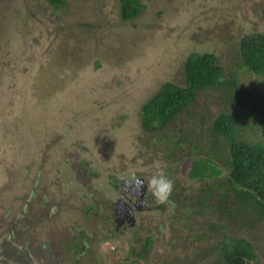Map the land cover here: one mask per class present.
I'll use <instances>...</instances> for the list:
<instances>
[{"label": "rangeland", "instance_id": "1", "mask_svg": "<svg viewBox=\"0 0 264 264\" xmlns=\"http://www.w3.org/2000/svg\"><path fill=\"white\" fill-rule=\"evenodd\" d=\"M140 1L139 14L123 20L119 0L61 6L0 0V253L10 256L21 245L35 250L33 239L25 242L32 225L26 214L46 203L61 206L59 216L46 213L30 234L52 237L62 264H126L148 235L153 247L145 264H205L223 234L249 238L264 264V221L239 228L200 209L194 196L204 182L189 179L187 158L167 155L140 124L142 104L164 82H184L192 51L214 52L225 75L264 93L257 75L239 67L233 48L243 33H264V0ZM218 95L200 91L194 108L181 114L184 126L199 125L200 115L206 119L198 142L188 144L205 148L207 137L213 141L209 122L227 109ZM161 168L174 180L171 196L186 207L156 206L147 180ZM131 171L146 186L149 209H133L134 223L113 231L119 182ZM193 205L198 210L186 214ZM88 234L87 252L76 253L73 237Z\"/></svg>", "mask_w": 264, "mask_h": 264}, {"label": "trees", "instance_id": "2", "mask_svg": "<svg viewBox=\"0 0 264 264\" xmlns=\"http://www.w3.org/2000/svg\"><path fill=\"white\" fill-rule=\"evenodd\" d=\"M48 1L55 6L65 3ZM119 4L123 20L137 16L144 7L140 0H119ZM233 48L234 56L240 60L239 67L257 75L264 88V33H243ZM222 68L214 52H190L183 64L184 82H164L142 104L140 124L165 146L167 155L176 153L187 158L189 179L204 182L194 196L199 208L217 212L218 222L234 223L240 228L264 221V93L255 94L243 88L237 76L225 75ZM207 90L219 93L217 99L227 109L213 114L207 127L213 141L207 137L204 148L194 144L205 131L204 115L194 119L199 125L184 126L181 114L191 111L198 93ZM203 113L209 117L212 114L207 110ZM190 138L194 143L188 144ZM223 160L227 166L220 165ZM169 200L186 207L180 197L170 196ZM156 206L164 208L165 203ZM192 210L196 212L197 206L185 212L190 215ZM213 228L211 223L208 229ZM152 247L153 238L148 235L138 251H131L133 259L128 256L126 264H145ZM212 248L217 250L215 258L205 264H258L253 243L247 237L223 234Z\"/></svg>", "mask_w": 264, "mask_h": 264}, {"label": "flooded vegetation", "instance_id": "3", "mask_svg": "<svg viewBox=\"0 0 264 264\" xmlns=\"http://www.w3.org/2000/svg\"><path fill=\"white\" fill-rule=\"evenodd\" d=\"M126 20V19H124ZM172 81V80H170ZM157 92V91H156ZM152 96V95H151ZM150 96V97H151ZM133 171L129 173V179L121 178L120 184L123 193L121 192L122 199L120 202L118 201L113 209V219L116 224L115 229L113 231L118 230L121 225H126L127 223L135 221V217L132 215V210L137 207H142L145 209H149L146 205L148 204V200L145 194L146 186L144 183H140L142 180L141 177L136 175ZM92 175V173H91ZM139 178V179H137ZM143 181V180H142ZM71 197H76L71 196ZM125 197V199H123ZM79 198V197H78ZM77 198V199H78ZM61 210V206L59 205H49L46 204L39 209H36L33 212V215L26 214V219H31L32 225L29 227L27 232V237L25 238V242L33 239L37 244V247H34L35 250L30 249L28 246L23 247L22 245L18 248L14 249V252L10 256H2L0 253V258L3 260L4 264H62V252L58 249V251L53 250V239L52 237H47L44 241H40V236L37 233H34L33 236L30 234V231L33 229V224L40 223L41 219L46 216L52 217L59 216V212ZM17 225H20V222H17ZM43 229V228H42ZM85 236V235H84ZM83 236L82 239L79 237H73L74 247L76 253L87 252V248L89 243H91L90 234H88V238ZM49 240L52 243L49 244ZM24 242V243H25ZM26 244V243H25ZM87 247V248H86ZM80 248V249H79Z\"/></svg>", "mask_w": 264, "mask_h": 264}, {"label": "clouds", "instance_id": "4", "mask_svg": "<svg viewBox=\"0 0 264 264\" xmlns=\"http://www.w3.org/2000/svg\"><path fill=\"white\" fill-rule=\"evenodd\" d=\"M140 183H143V181L140 180ZM173 185V178L163 168L152 174L147 180V188L157 203H170L169 198Z\"/></svg>", "mask_w": 264, "mask_h": 264}, {"label": "bare ground", "instance_id": "5", "mask_svg": "<svg viewBox=\"0 0 264 264\" xmlns=\"http://www.w3.org/2000/svg\"><path fill=\"white\" fill-rule=\"evenodd\" d=\"M239 63V62H238ZM223 69V68H222ZM257 74V73H256ZM236 76V75H235ZM238 80V79H237ZM239 84V83H238ZM162 86V85H161ZM244 88V87H243ZM251 96V95H250ZM203 98V97H202ZM213 106V105H212ZM255 122V121H254ZM264 136V135H263ZM260 141V140H259Z\"/></svg>", "mask_w": 264, "mask_h": 264}]
</instances>
